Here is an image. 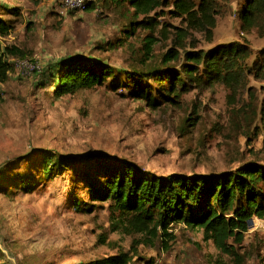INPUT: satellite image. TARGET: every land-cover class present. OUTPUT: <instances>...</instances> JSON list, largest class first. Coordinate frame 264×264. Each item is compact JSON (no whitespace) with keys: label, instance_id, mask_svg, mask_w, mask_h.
<instances>
[{"label":"rangeland","instance_id":"1","mask_svg":"<svg viewBox=\"0 0 264 264\" xmlns=\"http://www.w3.org/2000/svg\"><path fill=\"white\" fill-rule=\"evenodd\" d=\"M206 1L213 5L216 26L211 32L189 29L186 48L208 51L241 42L252 50L249 62L256 60L264 50V22L243 30L240 13L247 0ZM59 5V0H0V19L13 26L0 39L23 51L10 56L8 81L0 85V264H86L135 249L139 256L131 264H217L219 259L234 264L203 240L201 230L182 224L171 230L175 240L168 249L163 238L137 246L145 237L114 231L109 203L90 199L86 169L49 179L42 176L41 160L45 152L55 161L108 156L160 176L222 173L249 162L264 166V82L249 76L237 91L220 82L191 87L166 102L157 83L147 80L158 97V107H151L131 96L127 72L164 67L163 56L177 38L175 27H187L173 8H162L159 17L160 29L166 26L171 36L154 31L159 41L149 57L143 46L147 30L118 47L130 30L128 4L118 8L99 1L67 15L59 13ZM70 55L103 60L115 68V78L56 97L49 68ZM25 59L41 70L20 75L15 64ZM20 179L30 181V192L15 188ZM239 251L243 264H264V220L254 218Z\"/></svg>","mask_w":264,"mask_h":264},{"label":"trees","instance_id":"2","mask_svg":"<svg viewBox=\"0 0 264 264\" xmlns=\"http://www.w3.org/2000/svg\"><path fill=\"white\" fill-rule=\"evenodd\" d=\"M99 1L103 6L113 4L118 8L128 4L130 30L126 31L118 47L137 35L138 30H147L150 34L144 37L143 46L149 57L159 41L154 31L160 30L165 38L171 36L166 26L160 29L162 8L172 7L173 15L182 18L187 25L186 29L175 27L177 38L174 47L163 56V68L153 69L148 74L127 72L125 87L134 99L158 107V97L152 93L147 80L157 83V94L166 102L181 98L191 87H207L220 82L237 91L249 76L264 82V50L250 63L252 50L246 43L220 44L208 51L186 48L189 29L211 32L215 28V10L210 1L204 0L198 5L195 0H97L95 4L98 5ZM240 19L245 31L261 28L264 0H247ZM12 27L0 19V36L8 35ZM11 55H23V51L15 46L5 47L0 39V85L8 81ZM49 69H52L50 73L56 97L103 86L116 75L110 64L82 55L67 56ZM1 94L0 89V101ZM41 162L42 176L49 179L66 171L86 169L90 199L109 203L114 231L144 236V240L135 243L137 246H152L163 238L162 243L168 249L170 242L175 240L171 230L182 224L191 230H201L203 240L212 242L222 256L235 260L234 264H243L244 256L239 250L249 232V220H264V166L258 162L246 163L236 170L193 176H160L128 160L108 156H62L55 161L51 154L45 152ZM93 166L96 169L91 171ZM17 182L16 189L32 190L28 189L30 181L20 179ZM80 202L76 200L77 208ZM138 256L139 251L135 249L86 264H131ZM145 264L154 262L146 261ZM217 264L231 263L219 259Z\"/></svg>","mask_w":264,"mask_h":264},{"label":"built area","instance_id":"3","mask_svg":"<svg viewBox=\"0 0 264 264\" xmlns=\"http://www.w3.org/2000/svg\"><path fill=\"white\" fill-rule=\"evenodd\" d=\"M97 0H61L58 11L61 15H67L72 12L86 11ZM15 67L20 75L28 76L36 71H40L41 67L37 62L29 59L19 60Z\"/></svg>","mask_w":264,"mask_h":264},{"label":"water","instance_id":"4","mask_svg":"<svg viewBox=\"0 0 264 264\" xmlns=\"http://www.w3.org/2000/svg\"><path fill=\"white\" fill-rule=\"evenodd\" d=\"M254 225V219L249 220V227Z\"/></svg>","mask_w":264,"mask_h":264}]
</instances>
